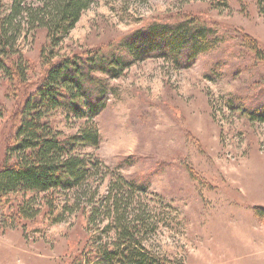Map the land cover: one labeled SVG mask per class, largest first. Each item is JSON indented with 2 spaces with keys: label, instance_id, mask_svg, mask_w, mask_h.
<instances>
[{
  "label": "rangeland",
  "instance_id": "rangeland-1",
  "mask_svg": "<svg viewBox=\"0 0 264 264\" xmlns=\"http://www.w3.org/2000/svg\"><path fill=\"white\" fill-rule=\"evenodd\" d=\"M184 16L215 30L211 48L186 68L150 57L117 78L94 72L102 89L103 107L94 117L100 143L76 152L100 161L89 182L100 195L117 174L135 185L133 206L153 223L144 239L153 254L179 264H264V217L256 214L264 208V122L246 113L264 104L257 97L264 90V8L258 1L95 0L53 52H107L133 30ZM46 43L44 29L23 24L15 50L26 62L24 80L0 69V167L19 110L46 74L40 59ZM49 120L64 137L83 123L62 108ZM34 197L40 213L31 220L14 219L18 194L0 205V264H79L91 236L107 240L102 229L111 218L87 223L89 207L62 211L68 199L61 194L45 215L42 195ZM83 264L90 263L84 258Z\"/></svg>",
  "mask_w": 264,
  "mask_h": 264
},
{
  "label": "trees",
  "instance_id": "trees-1",
  "mask_svg": "<svg viewBox=\"0 0 264 264\" xmlns=\"http://www.w3.org/2000/svg\"><path fill=\"white\" fill-rule=\"evenodd\" d=\"M257 1L264 8V0ZM94 2L11 0L8 6L0 2V69L5 76L25 78L26 62L15 50L23 24H29L31 31H46L47 43L40 51V59L48 65L37 88L23 102L13 141L5 150L0 167V205L9 195L18 194L22 200L14 211V219L31 220L40 213L34 207V196L42 195L47 215L54 210V196L61 194L68 199L62 211L89 207L87 223L111 218L102 229L108 234L107 240L91 236L79 264H83L84 258L90 264H179L160 253L153 254L145 244V235L152 231L153 223L143 208L133 206L135 185L117 174L106 193L100 195L98 187L89 183L95 178L100 161L76 150L100 143L94 117L103 107L102 89L94 72L117 78L125 67L150 57L169 59L176 68L189 67L211 48L213 41L209 37L215 30L199 18L184 16L175 22L155 21L133 30L107 52L97 49L86 54L56 56L53 48L67 37L83 11ZM249 43L253 52L259 54L255 41ZM263 93L264 90L257 97H264ZM248 107L250 119L264 122V104ZM59 108L83 118L76 134L64 137L49 122V113ZM256 214L264 217V208H258ZM62 220L57 217L56 222Z\"/></svg>",
  "mask_w": 264,
  "mask_h": 264
}]
</instances>
